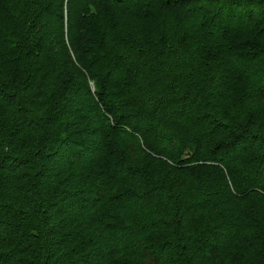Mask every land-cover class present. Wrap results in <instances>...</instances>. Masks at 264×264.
<instances>
[{
  "label": "trees",
  "instance_id": "1",
  "mask_svg": "<svg viewBox=\"0 0 264 264\" xmlns=\"http://www.w3.org/2000/svg\"><path fill=\"white\" fill-rule=\"evenodd\" d=\"M0 264H264V0H0Z\"/></svg>",
  "mask_w": 264,
  "mask_h": 264
}]
</instances>
